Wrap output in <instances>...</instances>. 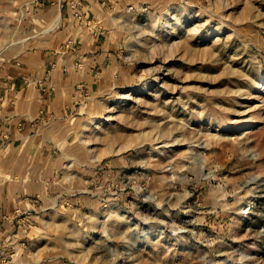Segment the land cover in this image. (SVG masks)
<instances>
[{
    "label": "rangeland",
    "instance_id": "374dc122",
    "mask_svg": "<svg viewBox=\"0 0 264 264\" xmlns=\"http://www.w3.org/2000/svg\"><path fill=\"white\" fill-rule=\"evenodd\" d=\"M27 6L0 0V53ZM117 27L0 264H264V0H162Z\"/></svg>",
    "mask_w": 264,
    "mask_h": 264
},
{
    "label": "crops",
    "instance_id": "0c3cea01",
    "mask_svg": "<svg viewBox=\"0 0 264 264\" xmlns=\"http://www.w3.org/2000/svg\"><path fill=\"white\" fill-rule=\"evenodd\" d=\"M160 1L82 0L79 18L72 0H26V31L0 53V261L20 216L48 198L56 125L113 62L123 12Z\"/></svg>",
    "mask_w": 264,
    "mask_h": 264
},
{
    "label": "built area",
    "instance_id": "2783aa9c",
    "mask_svg": "<svg viewBox=\"0 0 264 264\" xmlns=\"http://www.w3.org/2000/svg\"><path fill=\"white\" fill-rule=\"evenodd\" d=\"M72 7L75 8V14L81 18L82 17V12L80 11L79 7H82L83 6V2L82 0H72ZM73 44L72 41H69L67 44H66V47H71V45Z\"/></svg>",
    "mask_w": 264,
    "mask_h": 264
}]
</instances>
